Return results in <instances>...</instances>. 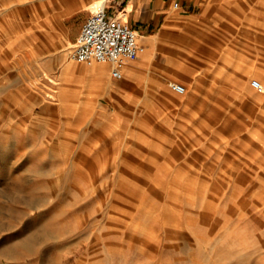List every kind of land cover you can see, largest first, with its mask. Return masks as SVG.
I'll list each match as a JSON object with an SVG mask.
<instances>
[{"label":"rangeland","instance_id":"374dc122","mask_svg":"<svg viewBox=\"0 0 264 264\" xmlns=\"http://www.w3.org/2000/svg\"><path fill=\"white\" fill-rule=\"evenodd\" d=\"M52 6L0 0V264H264V125L254 100L264 107V81H211L209 65L190 59L194 79L169 77L177 71L164 57L186 58L177 40L155 50L131 103L82 107L81 85L100 90L86 72L101 63L70 57L75 40L47 16ZM200 26L206 48L195 54L208 62L209 25ZM70 66L78 91L59 97ZM188 90L201 96L184 107Z\"/></svg>","mask_w":264,"mask_h":264},{"label":"crops","instance_id":"0c3cea01","mask_svg":"<svg viewBox=\"0 0 264 264\" xmlns=\"http://www.w3.org/2000/svg\"><path fill=\"white\" fill-rule=\"evenodd\" d=\"M97 1L100 0H52L53 6L47 16L60 18L62 26L66 29L68 40L74 41L84 20L93 10V6ZM102 1H104L106 11L111 17L121 23L131 25L137 30L138 43L145 50L139 52L135 59L124 65L120 78H114L111 75L112 66L109 62L104 64L105 73L87 71L89 81L95 82L100 90L96 92L89 89L85 90L84 85H81L82 90L78 98L81 99L80 104L82 107L90 106L94 99H104L105 97L113 98L117 104L127 105L131 103L137 91V83L142 81L141 71L148 70L149 67L154 65L152 62L155 60V50L167 47L171 49L172 44L177 40L184 43L180 45L186 51L184 54L186 60L178 61L171 58V54L164 57L161 63H165L170 70L177 71L168 72L163 69L169 77L182 75L189 76L188 79H194L198 70L191 67L192 64L187 61V59H190L200 65H209L208 70L211 81L241 84L257 77L264 81V0ZM175 3H177L176 7L174 6ZM73 17L78 19L77 24L69 27ZM202 22H208L209 25L208 49L210 54L208 62L195 54L196 51H202L206 48L203 44L199 46L195 36L203 35L200 26ZM43 25L49 28V31L55 30V26L50 19L46 20ZM189 54H192L193 57L188 56ZM91 62L89 61L87 66ZM66 64L67 62L64 66ZM76 67H68L59 77V97L64 91H69V93L78 91L77 86L74 84L77 82L74 77L76 76L74 74ZM122 78L129 83V90H123L121 83L114 82V80ZM158 84L164 87L163 81H158ZM249 86L251 89H255L250 85V82ZM255 90L257 93L263 92ZM186 92L188 94L180 99L184 103V107L188 98L201 96L196 95L191 90ZM246 92L251 93L249 90ZM217 93L215 91L212 96H216ZM227 94L230 97L239 95L234 90L228 91ZM254 97V100H258V124L264 125L263 103L255 95ZM191 106L195 108L196 103ZM97 107L98 109L94 113L100 115L103 108L100 105H97ZM185 112L188 116L191 115L190 109ZM73 113H77V111L74 110Z\"/></svg>","mask_w":264,"mask_h":264},{"label":"built area","instance_id":"2783aa9c","mask_svg":"<svg viewBox=\"0 0 264 264\" xmlns=\"http://www.w3.org/2000/svg\"><path fill=\"white\" fill-rule=\"evenodd\" d=\"M177 6V3L174 4ZM140 51L138 32L131 25L121 23L111 17L104 1L98 4L84 20L74 43L70 57L80 62H109L111 75L114 78L122 76L124 65L137 57ZM169 87L177 93H183V84L171 81ZM252 86L262 91L257 80L252 81Z\"/></svg>","mask_w":264,"mask_h":264},{"label":"bare ground","instance_id":"6f19581e","mask_svg":"<svg viewBox=\"0 0 264 264\" xmlns=\"http://www.w3.org/2000/svg\"><path fill=\"white\" fill-rule=\"evenodd\" d=\"M103 1H98V2H96L95 4H94V6H93V10L95 9V7L98 5V4H101ZM155 41V40H154ZM156 42V41H155ZM142 50H145L144 48L142 49V46L140 45V53H141V51ZM150 54V53H149ZM91 62V61H90ZM99 63H101V64H96V65H93L92 67H93V70L95 71V72H97V73H105V70H104V64H106L107 62H99Z\"/></svg>","mask_w":264,"mask_h":264}]
</instances>
